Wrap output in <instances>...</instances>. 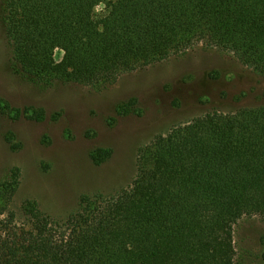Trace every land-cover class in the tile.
<instances>
[{"label": "trees", "instance_id": "trees-1", "mask_svg": "<svg viewBox=\"0 0 264 264\" xmlns=\"http://www.w3.org/2000/svg\"><path fill=\"white\" fill-rule=\"evenodd\" d=\"M0 20L11 67L36 85L103 88L198 45L264 78V0H1ZM0 114L44 110L0 99ZM110 155L98 147L92 161ZM18 175L0 180V264H232L234 224L264 214V105L213 109L154 135L126 187L83 195L62 220L34 199L11 207Z\"/></svg>", "mask_w": 264, "mask_h": 264}, {"label": "rangeland", "instance_id": "rangeland-1", "mask_svg": "<svg viewBox=\"0 0 264 264\" xmlns=\"http://www.w3.org/2000/svg\"><path fill=\"white\" fill-rule=\"evenodd\" d=\"M104 10L97 5V12ZM53 56L59 61L62 51ZM10 57L0 20V99L30 112L41 108L44 115L34 120L0 114V180L18 168L11 207L34 199L57 220L83 195L109 196L126 187L136 172L138 147L154 135L213 109L264 105V78L216 47L195 46L121 74L103 88L61 80L36 85L11 67ZM98 147L110 148L111 155L95 164ZM263 234L264 214L240 218L233 226L232 264H262Z\"/></svg>", "mask_w": 264, "mask_h": 264}]
</instances>
